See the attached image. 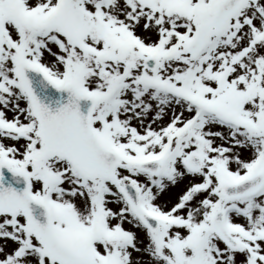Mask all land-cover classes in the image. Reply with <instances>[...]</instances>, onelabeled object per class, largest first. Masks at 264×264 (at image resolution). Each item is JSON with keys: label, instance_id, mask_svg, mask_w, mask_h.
<instances>
[{"label": "snow or ice", "instance_id": "snow-or-ice-1", "mask_svg": "<svg viewBox=\"0 0 264 264\" xmlns=\"http://www.w3.org/2000/svg\"><path fill=\"white\" fill-rule=\"evenodd\" d=\"M0 264H264V0H0Z\"/></svg>", "mask_w": 264, "mask_h": 264}]
</instances>
